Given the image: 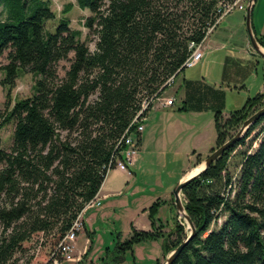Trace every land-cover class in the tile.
Segmentation results:
<instances>
[{
    "label": "trees",
    "instance_id": "trees-1",
    "mask_svg": "<svg viewBox=\"0 0 264 264\" xmlns=\"http://www.w3.org/2000/svg\"><path fill=\"white\" fill-rule=\"evenodd\" d=\"M219 2L77 0L93 14L85 23L97 36L91 51L68 19L54 33L46 30L55 19L50 0H0V86L12 90L23 73L39 78L34 94L16 102L5 118L15 130L11 150L0 147V264H17L37 234L56 249L98 195L143 103L164 97L168 81L186 69L190 43L203 42ZM257 40L264 48V36ZM71 53L60 79L58 64ZM193 84L186 82V89ZM209 90H195L192 105L187 100L179 110H212L221 147L264 107V92L225 118V92ZM232 157L241 160L235 180L228 173ZM183 194L196 235L172 264H264V116ZM163 203L149 208L150 231L133 229L129 240L117 243L114 264L146 241L162 240L165 254L183 242L185 229L176 221L169 247L171 235L156 218Z\"/></svg>",
    "mask_w": 264,
    "mask_h": 264
},
{
    "label": "rangeland",
    "instance_id": "rangeland-1",
    "mask_svg": "<svg viewBox=\"0 0 264 264\" xmlns=\"http://www.w3.org/2000/svg\"><path fill=\"white\" fill-rule=\"evenodd\" d=\"M52 3V10L55 13V19L48 21L46 23V30L50 33H54L57 29L60 20L62 18L68 19L70 21V27L73 30L81 31V41L85 42L91 51L95 50L97 36L90 32L86 28V20L93 14L90 10H82L77 5V0H50ZM110 0H105V5H107ZM260 3V4H259ZM259 4L257 11H253V28L256 36L264 35V0H258L256 6ZM69 11L65 13V11ZM105 9V7H104ZM246 14L247 12L236 10L230 14V21L233 23V29L231 32L235 35V30L238 28L242 29V32L247 31L246 26ZM249 37V36H248ZM226 51L218 52L214 54H208L206 59L203 60L204 63L207 61L213 62L210 74V79L208 81L212 85H222L221 84V72L220 67L216 65L217 61L221 60V57L225 55ZM74 58V53H71L69 60H63L58 64V75L60 79L65 78L66 72L71 66V62ZM253 67L252 74L248 75L244 81H231L230 85H222L226 92V106L224 109V117L228 118L231 113L241 110L249 98H254L259 93L264 92V58L257 57ZM5 62V57L3 59ZM214 64V65H213ZM200 68L198 69H186L185 72L180 76L182 78H192L193 76H200ZM201 78V76H200ZM39 78L34 77L29 73H23L21 77L17 80L15 87L9 90L8 87L0 86V147L6 151H10L13 146V134L15 130V123L13 121L5 122L7 114L12 110L16 102L22 99L31 97L34 94V87L36 81ZM179 81H177L178 84ZM176 84V85H177ZM174 85V84H173ZM173 85L168 89L167 94L164 95L165 98H171L175 100ZM175 85V86H176ZM174 86V87H175ZM175 100V104H176ZM174 104V105H175ZM157 106V105H156ZM181 103H178L175 108L164 110L165 119L162 121L158 132L161 128L168 123L171 119L175 117H170L168 113H175L178 120H184L189 124H194L198 128L206 125L209 121L204 118H197L195 115L190 113L179 114L178 108H181ZM215 120L213 114H208ZM211 115V116H210ZM206 117V116H205ZM208 120V119H207ZM166 128V143L170 150H175L182 143V151L190 153L191 149V138L186 139L188 133L181 132L179 138L177 135L167 136ZM234 131L231 133L232 136L236 135L239 131ZM209 129L206 130V134L197 135V144L200 145L203 141H207L208 145V133ZM177 133V131L175 132ZM215 134V130L213 129ZM217 135V133L215 134ZM204 136V137H203ZM206 137V138H205ZM205 145V146H206ZM153 149V145L151 146ZM219 147L216 143L212 145V148L207 150L204 154L196 155L195 163H192V167L189 169L195 171L197 168L201 167L203 162ZM201 151V149H199ZM140 152V151H139ZM149 152V151H148ZM141 156V162L136 168L134 178L130 180V183L124 184L121 194H117L115 197L108 201H101V205L94 210H92L88 216L93 223L90 221V230H85V234L81 238L82 245L86 244L87 238L90 243L88 245L89 252L87 256L80 264H114L112 262L113 256L115 255V249L117 243L125 242L133 236V229L137 231H144L142 229V224L144 223L143 214H147L146 219L149 220V207H146L148 201L155 197H165V194L172 193L177 186L179 179L183 173L187 170L188 160L181 159V163H175L171 158L164 161V159L151 158L145 155ZM185 154V153H184ZM183 154V155H184ZM148 157V158H147ZM185 157V155L183 156ZM200 157V161L198 160ZM146 159L147 163H145ZM240 159L232 157L229 161L228 173L236 179L240 170ZM188 173V174H189ZM187 174V175H188ZM126 179L125 176L120 175L118 181ZM172 197L169 201H163L162 206L158 211L156 218L160 219L164 225L163 233L170 234L169 247L171 242L177 237L176 233V221H178L185 229V236L190 233L188 224L178 213L176 206L172 202ZM182 200L184 202V194L182 195ZM165 209L163 206L167 205ZM225 221V217H222L214 228H219ZM88 228V227H87ZM89 229V228H88ZM1 231V230H0ZM88 233L91 234L90 238ZM163 241H146L136 245L132 252H128L125 255V262L122 264H163L166 257L173 251L163 252ZM51 244H53L51 239L43 237L42 234H37L34 236L31 242L26 243L24 250L20 252L16 259L17 264H44L47 260L48 254L51 251ZM53 246V245H52ZM82 256V257H83ZM76 257V256H75ZM77 258V257H76ZM81 260V259H80ZM63 264H79L78 262H64Z\"/></svg>",
    "mask_w": 264,
    "mask_h": 264
},
{
    "label": "crops",
    "instance_id": "crops-1",
    "mask_svg": "<svg viewBox=\"0 0 264 264\" xmlns=\"http://www.w3.org/2000/svg\"><path fill=\"white\" fill-rule=\"evenodd\" d=\"M258 1V0H257ZM257 1L254 6V12L257 11V8L259 7V4L256 6ZM246 20V19H245ZM233 22L230 21V14L226 16L221 23L214 29L212 34L206 39L203 45V59L194 67L192 68H186V69H198L200 68V76H193L192 78H186L183 76L180 78V76L185 72L180 74L179 77L175 80L173 89H174V95L176 104L172 107H161L159 105H155L151 111L148 112L143 125H144V131L141 135V145H140V152L135 160V162L128 167V170L122 171V170H113L111 171L105 181L102 184V187L98 193V198L101 201H108L111 198L115 197L117 194H121L123 185L130 183V180L134 178L136 168L139 166L141 162V156H143V152H145L148 157H153L157 159H164L167 160L171 158L175 163H181V159L184 158V160H188V167L187 170L183 173L181 178L179 179V182L184 179L187 174L189 173V169L192 167V163H195L196 155L204 154L207 150L212 148V145L216 143L217 135L213 133V129L216 132L215 129V120H212V117H209L208 114H213L214 112L210 109L205 110H185L180 111L178 108L179 114H182L184 112L190 113L195 115L197 118H204L206 121H209L206 125L202 126L201 128L197 129V126H194V124H189L185 122L184 120H178L176 117L177 115L175 113H168L167 115L170 117H175L174 119H171L170 123L163 126L161 130L158 132V128L160 127L162 121L165 119L166 113H164V110L173 109L178 103H181L183 106L184 102L189 100V106L192 105V101L194 100L193 94H195V90L198 93L201 91H210L209 88H213L215 90H224L222 85H230L231 81H244L245 78L252 74L253 67L255 64H258V61H255V56H253L249 52V48L252 49V46L249 41V37L246 32H242L241 28H238L235 30L236 34L234 35L231 30L233 29V26L231 25ZM264 36V35H262ZM225 52V55L223 58L221 57L220 61L216 62V65L220 67L221 72V84L222 85H212L208 79H210L211 69H212V63L210 61H207L206 63L203 62V60L206 59L208 54H214L218 52ZM214 65V64H213ZM177 81L178 84H177ZM186 82H192L194 83L189 87V90L186 89L185 84ZM177 84V85H176ZM176 85V86H175ZM175 86V87H174ZM168 91V90H167ZM167 91L165 94H167ZM226 94V92H225ZM208 103V104H207ZM211 106V102H206V106ZM225 106H226V98H225ZM206 116V117H205ZM211 116V115H210ZM166 128L167 129V136H172L173 134H176L179 138L181 135V132L188 133L186 135V139L191 138V151L190 153H186L182 151V143L179 144V147L175 148V150H170L168 147V144L166 143ZM209 129L208 133V145H206L207 141H203V149H202V143L200 145L197 144V135H203L205 136L206 130ZM177 131V133H175ZM203 136V137H204ZM206 138V137H205ZM153 145V149L151 146ZM206 145V146H205ZM201 149V151L199 150ZM149 151V152H148ZM185 157H183L184 155ZM147 157V158H148ZM145 163H147L146 159L144 158ZM120 175H123L126 177L124 180V183L122 180L120 182L118 181V177ZM172 193L165 194V197H155L151 198L148 201V204L146 207H151L155 202L158 200L163 201H169L172 197ZM166 207H169L168 204L163 206L162 209H165ZM94 210V209H92ZM88 210L85 215L83 216V223H84V229L80 231L77 235V240L75 242V255L78 259H82V256L86 254V251L88 250V245L90 243L89 239L87 238L86 244L83 246L81 242L82 236L85 234V230H90V216L88 214L92 211ZM147 214H143L144 223L142 224V229L144 231H150L151 228V221L150 219H146ZM89 229H88V228ZM89 237V236H88Z\"/></svg>",
    "mask_w": 264,
    "mask_h": 264
},
{
    "label": "built area",
    "instance_id": "built-area-1",
    "mask_svg": "<svg viewBox=\"0 0 264 264\" xmlns=\"http://www.w3.org/2000/svg\"><path fill=\"white\" fill-rule=\"evenodd\" d=\"M249 0H220L216 8V21L210 26L207 30V34L203 42L196 44L195 42L190 43L191 53L185 62L186 68H192L197 65L204 56L203 45L206 39L212 34L214 29L221 23V21L233 13L236 10L247 12V5ZM175 82L174 77L168 81V86L171 87ZM153 104L159 105L161 107H172L175 104V100L171 98L161 97L157 100L145 101L142 105L140 112L137 117L134 119L132 125L135 126L133 132H127L124 136V139L121 145H125V149L115 157L117 163L115 166L110 167L109 169L113 170H128V167L132 165L140 151L141 145V135L144 131L143 122L146 118L145 112L148 110L150 105ZM110 170L107 172V175L110 173ZM112 170V171H113ZM106 179V178H105ZM105 181V180H104ZM101 205V202L96 196L93 200L88 202L82 212L79 214L77 219L74 221L70 231L63 237L56 249H53L48 254L47 260L44 264H63L64 262H80V259L75 256V242L77 240V235L80 231L84 229L83 225V216L88 210L95 209Z\"/></svg>",
    "mask_w": 264,
    "mask_h": 264
},
{
    "label": "water",
    "instance_id": "water-1",
    "mask_svg": "<svg viewBox=\"0 0 264 264\" xmlns=\"http://www.w3.org/2000/svg\"><path fill=\"white\" fill-rule=\"evenodd\" d=\"M257 0H249L247 5V14H246V26L249 36V41L252 46V49L249 48V52L255 57L264 58V48L259 44L257 40V36L254 32L253 28V11L254 6ZM264 116V107L254 113L250 118H248L240 128V130L234 135L230 140H228L224 145L216 149L201 165L199 171L190 175L189 177H185L180 182H178L177 186L173 190V198L172 202L176 206L178 213L188 224V228L190 229V233L185 236L183 242L173 250L167 257L163 264H172L182 253L184 248L189 244V242L196 235V227L191 220L190 216L187 214L184 202L182 200V195L185 187L195 179L201 177L219 158H221L225 152L232 148L235 143H237L248 131V129L255 124L261 117Z\"/></svg>",
    "mask_w": 264,
    "mask_h": 264
},
{
    "label": "bare ground",
    "instance_id": "bare-ground-1",
    "mask_svg": "<svg viewBox=\"0 0 264 264\" xmlns=\"http://www.w3.org/2000/svg\"><path fill=\"white\" fill-rule=\"evenodd\" d=\"M116 163H117V160H116ZM116 163H115V165H116ZM201 167H199V168H197L195 171H191L188 175H187V177H189L190 175H193L194 173H196L197 171H199V169H200ZM112 171V169L110 170V172Z\"/></svg>",
    "mask_w": 264,
    "mask_h": 264
}]
</instances>
